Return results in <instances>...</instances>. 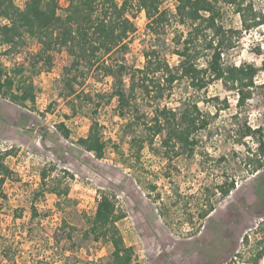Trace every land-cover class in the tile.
Listing matches in <instances>:
<instances>
[{
	"label": "rangeland",
	"instance_id": "obj_1",
	"mask_svg": "<svg viewBox=\"0 0 264 264\" xmlns=\"http://www.w3.org/2000/svg\"><path fill=\"white\" fill-rule=\"evenodd\" d=\"M24 1L13 0L18 7H22ZM62 1L59 0L60 7H64ZM253 2L255 9L264 13V0ZM161 7L173 13L174 1L165 0ZM58 13L63 15L64 12L59 10ZM132 21L136 31L129 37L128 50L113 59H118L128 68H141L144 49L155 45L163 51L171 66L177 64L178 57L174 51L180 47L177 45L178 36L181 33L185 35L186 26L173 21L166 27L164 35L151 37L146 30L143 12ZM220 23L226 29L240 28L239 16L227 6L223 7ZM262 34L264 27L242 33L239 44L222 55L223 62L258 65L259 58L251 48ZM29 49L36 51V44L29 42ZM2 60L8 66L13 63L5 57ZM199 61L203 63L202 59ZM69 62L65 53L58 54L48 72L32 76L39 95L38 111L31 112L0 98V154L8 153L3 161L11 171L4 185L6 199L1 200L0 207V264H11L4 256L6 251L9 256L14 255V264L34 263L35 260L42 264H108L110 245L84 236L88 218L92 217L101 193L113 197L117 211L123 213L124 217L117 222L118 231L124 245L132 249L133 260L138 263L221 264L233 260L238 264H248L246 261L257 248L256 241L263 238L264 242V169L251 175L245 164L247 148L233 144L232 129L246 120L243 113L237 119L232 118L237 113L235 98L229 96L219 82L211 83L199 93L181 83L175 87L170 99L163 101V104H169L179 97L195 95L199 107L210 113V137L197 148L193 157L173 159L171 165L177 167L178 173L172 172L171 180L163 177L168 160L143 151V167H140L144 169V176L159 186L158 192L161 188L160 200L153 202L145 190L147 182L136 180L141 168L125 166L112 148L113 141L120 142L118 134L122 124L115 110V100L111 104L101 103L96 116L106 128L105 139H111L104 157L96 159L75 144L77 138L87 132L89 122L85 113L90 107L89 103L83 104L80 114L68 119L64 117L70 114L68 104L57 100V94L61 86L59 79ZM98 75L99 72L94 70L84 79L80 77L84 84L79 91L92 95L110 93V78L100 81L97 80ZM260 78H264V74ZM213 96H217L219 101L204 102ZM223 99H227L228 108H225ZM55 100L54 110L43 115L42 112ZM247 120L256 127L264 123V116L253 112ZM59 123H64L70 131L69 139H64L57 131ZM248 142L255 149L256 144ZM222 155L225 161L216 162L215 159ZM130 163L133 161L128 160ZM43 170L48 172L45 186H42L40 177ZM225 178L235 181V189L228 197L219 199V195L213 196L212 191ZM45 187L67 189L68 194L57 198L45 192L44 198L35 200V195ZM175 193L182 198L172 207L173 201L177 200ZM206 199L215 204L213 212L202 221L192 216L193 222L188 223L189 217L185 213L198 211ZM162 204L168 209L161 217L159 209ZM33 207L41 216L34 218L33 233L27 234ZM16 214H22V217L16 219ZM44 214L46 216H42ZM64 223L73 228L66 227L71 239L63 241L57 248L53 245L52 235ZM244 236L248 237L247 243ZM263 242L260 246L264 245ZM60 247L61 251L67 249L63 256L60 255ZM259 264H264V258Z\"/></svg>",
	"mask_w": 264,
	"mask_h": 264
},
{
	"label": "trees",
	"instance_id": "obj_2",
	"mask_svg": "<svg viewBox=\"0 0 264 264\" xmlns=\"http://www.w3.org/2000/svg\"><path fill=\"white\" fill-rule=\"evenodd\" d=\"M164 1L63 0L64 7H60L59 0H25L22 7H18L13 0H0V98L31 112L38 111L39 95L32 76L48 72L55 56L65 53L70 62L64 66L57 94V100L68 104L70 114L64 117L68 119L80 114L83 104L89 103L90 107L85 113L89 122L87 132L79 136L75 144L96 159L104 157L111 139H105L106 128L96 116L101 103L111 104L115 100V110L122 121L118 134L120 142H112L115 154L123 159L128 168L143 167V151H150L161 160L166 158L167 169L163 177L171 180L172 172L178 173L177 167L171 165L173 159L196 155L197 148L210 137L211 121L210 113L199 107L195 95L179 97L169 104H163V101L170 99L175 87L181 83L194 93H199L211 83L219 82L224 91L235 98L237 113L232 118L237 119L239 114H245L246 120L237 123L231 134L233 144L247 148L245 164L249 173L257 174L264 169V123L253 127L247 119L253 112L264 116V78L259 79L264 74V34L251 48L259 58L258 65L247 62L225 64L222 55L239 44L242 33L263 28L264 13L255 9L253 0H173V13L162 9ZM225 6L239 16L240 28L226 29L220 23ZM59 10H63V15H59ZM141 12L144 13L146 30L151 37L164 35L166 27L173 21L188 28L185 35L181 33L178 36L177 45L180 47L174 51L178 57L176 65L171 66L163 51L155 45L144 49L141 68H128L118 59H113L115 55L125 54L128 50L129 37L136 31L132 20ZM29 42L36 44V51H30ZM2 57L11 59L12 65H5ZM200 59L203 65L199 63ZM94 70L99 72L97 80L110 78V93L92 95L79 91L84 84L82 79ZM57 100L51 102L42 114L54 110ZM223 100L225 108H228L227 99ZM218 101L219 98L213 96L204 102ZM57 131L64 139H69L70 131L64 123L57 125ZM248 141L256 144L255 149L249 146ZM6 156L8 153L0 154V207L1 200L6 199L5 182L11 175L3 161ZM128 160L133 163L128 164ZM215 161L220 163L225 161V157L222 155ZM142 167L136 180L139 183L143 180L147 182V196L156 202L160 200L161 188L158 192L159 186L147 181ZM40 177L42 186H45L48 172L43 170ZM234 189L235 181L225 178L214 187L212 194L224 199ZM43 190L35 195V200L44 198L45 192L57 198L68 194L67 189L45 187ZM175 196L177 200L173 201L172 207L182 198L179 193H175ZM204 202L205 205L198 211L185 213L189 217L188 223L193 222L192 216L202 221L213 212L215 204L210 203L209 199ZM166 209L168 207L162 204L159 209L161 217L166 214ZM38 215L33 207L27 223V234L33 233L32 222ZM15 216L16 219L21 218L22 214ZM123 217V213L117 211L114 198L101 193L92 217L88 218L84 236L94 242L102 241L110 245L108 264H141L133 260L132 249L124 245L118 231L117 222ZM66 227L69 226L64 223L52 235L53 245L57 248L63 241L71 239ZM69 229L73 230L71 227ZM193 233H196L195 230ZM243 238L247 243L248 237ZM262 242L263 238L256 241L257 248L246 261L248 264H259L264 258V245L260 246ZM61 249L60 255L63 256L67 249ZM4 256L11 264L16 262L14 255L9 256L8 251L4 252ZM23 264L42 263L35 260L34 263ZM221 264L238 263L230 260Z\"/></svg>",
	"mask_w": 264,
	"mask_h": 264
}]
</instances>
